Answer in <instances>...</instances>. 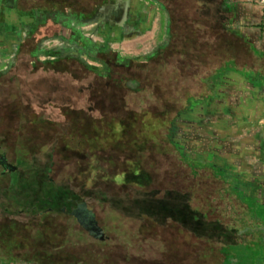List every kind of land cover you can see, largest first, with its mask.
I'll return each mask as SVG.
<instances>
[{"label":"rangeland","instance_id":"374dc122","mask_svg":"<svg viewBox=\"0 0 264 264\" xmlns=\"http://www.w3.org/2000/svg\"><path fill=\"white\" fill-rule=\"evenodd\" d=\"M34 2L42 6L41 0ZM35 4L33 0H19L23 11ZM166 5L170 9L168 0ZM172 6L174 12L181 9ZM182 12L189 24H171L168 43L162 50L154 49L145 55H136L121 44L115 45L113 51L97 34L93 35L96 43L91 46L93 52L87 54L74 44L69 32L52 24H45L29 38L28 24L18 30L11 29V18L0 13V154H6L8 162L17 167L6 174L0 168V254L5 258L37 260L43 264L212 262L211 258H204L205 251L209 245L217 248L218 241L223 240L221 237L229 233L209 227L199 214L193 216L189 205L191 193L186 192H192L191 183L201 179L192 181L190 170L180 162L174 145L193 148L196 141H188L192 137L184 127L175 131L174 125L179 126V118L186 115L176 114L184 95L199 99L205 92L194 76L209 73L208 59L234 56L239 65L248 66L255 60L238 38L222 33L221 24H192L191 18L198 19L200 14ZM4 15L10 17L9 13ZM209 16L214 22L222 20L216 7ZM66 47L72 49H63ZM100 50L115 52L117 64L125 67L127 60L154 57L124 73L128 81V106L134 112H151L163 121L171 115L175 120L170 129L154 125L147 128L143 124L145 119L136 121L133 114L127 115L122 121V133L111 137L109 145L106 141L110 139V118L91 111L88 89L82 97L72 95L66 103L62 94L60 103L27 104L20 100L19 92H30L32 80L37 82L50 75L48 70L53 68L50 64L56 63L54 67L68 78V83L78 84L82 75L80 65L63 62V58H75L88 67L108 72L106 64L92 57L96 55L104 61L106 54L94 53ZM138 88L144 90L132 94ZM209 116L211 120L213 115ZM201 136L207 144V136L202 133ZM129 161L140 162L136 171H140L141 178H147L146 185L117 179L131 170ZM185 162L194 173L202 167L197 160L185 159ZM17 175L40 176L58 187L68 185L79 200L70 198L69 204L60 209L34 204L16 208L9 197ZM201 176L206 179L205 173ZM83 202L96 213L106 234L105 241L92 238L72 216ZM136 203L142 209H133L130 218L127 209ZM245 230L254 232L261 228L246 226ZM229 239L232 242L234 237ZM87 245L91 248L85 249ZM224 251L235 255L242 264H254L257 254L264 255V247L251 244L229 245Z\"/></svg>","mask_w":264,"mask_h":264},{"label":"crops","instance_id":"0c3cea01","mask_svg":"<svg viewBox=\"0 0 264 264\" xmlns=\"http://www.w3.org/2000/svg\"><path fill=\"white\" fill-rule=\"evenodd\" d=\"M166 1L41 0L42 6L35 4L23 11L16 0L13 4L15 19L9 24H16L11 27L14 30L28 24L29 38L45 24L69 33L77 32L90 44L95 43L93 35L97 34L103 43L111 45V50L121 44L136 55H145L154 49L162 50L168 43L170 25L189 24L188 17L183 18L181 13L193 11L200 15L198 19L191 18L192 24H221L222 33L233 35L251 50L253 65L231 68V72L221 78L214 101L197 107L181 125L187 132L193 125L192 129L207 136L206 142L217 149L209 157L218 165L216 171H207L209 175L224 174L229 180L219 178L222 181H219V189L198 199L192 192H186L191 193L190 206L201 213L209 227L229 233L221 237L224 241H218L217 248L209 245L211 249L205 251L204 258H211L209 264H242L235 255L226 253L224 247L240 244L264 247V98L258 96L259 92H264V88L258 86V76L264 71L261 67L264 66V5L260 0H168L171 7H181L174 12L171 7L167 10ZM123 3H126L125 10L120 8ZM215 7L221 21L214 22L209 16ZM7 10L0 6L3 16L9 13ZM173 13L176 15L172 16ZM209 115H213L211 120ZM199 145L194 144L193 152L204 153L203 147L197 148ZM233 188L240 195L234 193ZM246 226L261 230L246 231ZM230 236L234 237L232 242ZM254 262L264 264V255L257 254ZM0 264L43 263L5 258L0 254Z\"/></svg>","mask_w":264,"mask_h":264},{"label":"trees","instance_id":"16d2710c","mask_svg":"<svg viewBox=\"0 0 264 264\" xmlns=\"http://www.w3.org/2000/svg\"><path fill=\"white\" fill-rule=\"evenodd\" d=\"M22 47V46H21ZM24 47V45H23ZM250 50V49H249ZM251 51V50H250ZM109 53V54H108ZM99 54H106V59L104 61L100 60L98 56H93V59L96 61H100L107 65L108 72L105 73L101 72L100 70L92 67H88L83 63L82 61L75 59V58H63L61 61L68 62L70 64L78 63L82 69V75L78 79V84H71L67 82V77L63 74H59V70H56V63L50 64L49 66L53 67L51 70H48L50 72V75H47L45 77L40 78L38 82V85H36L37 82H30L32 85H29L31 87L30 92H19L20 100L27 103V104H49V103H60V95L62 94L63 97L62 100L65 102H68L70 97L74 95V98L82 97V93H84L88 89V99L91 104L92 112H97L99 114H106L109 120V137L110 139L106 142L110 143L111 137L113 136L117 137L119 136L121 132L122 121L124 118L128 115L133 114L135 117V120L137 121V118L145 119L143 124L146 125L147 128L151 126H156L158 128H171L173 121L170 116H165L163 119H158L154 116L153 113L144 111V112H134L131 109H129L128 106V87L126 85L127 77L124 76V73L132 71V66H143L147 62H150L154 59V57L150 56L144 59H132L131 63L125 67V66H119L117 64V56L115 52L108 51V50H100ZM161 55V53H160ZM30 56L36 60L34 57V53H31ZM208 71L206 75L202 76H194L198 82L203 85L205 92L202 93V97L197 99L191 95H184L182 97V103L181 107L179 108L180 111L176 114L177 116L180 114L185 113V117L179 118L181 120V123L179 126L175 124L174 129L175 131L178 130L183 122L186 121L187 116H192L193 111L197 109V107L207 104L208 101L213 102L214 98L216 97V90L220 82L222 81V77L230 71L231 68H236L239 65V61L234 56H229L227 58L222 57H213L211 59H208ZM43 66V63H41ZM212 65V66H211ZM247 65V64H245ZM243 66V65H242ZM264 67V66H261ZM264 69V68H263ZM231 72V71H230ZM121 73V74H120ZM258 86L259 88H264V71L259 74L258 76ZM66 79V80H65ZM248 79V78H247ZM88 80V81H86ZM134 82H138V80H134ZM254 86V84H253ZM256 88V87H255ZM84 89V90H82ZM144 89L138 88L136 91L132 90V94H138L141 93ZM203 94L205 96H203ZM260 94V92H259ZM41 96V99L39 98ZM260 96V95H258ZM17 98V97H16ZM264 98V97H263ZM65 102V103H66ZM141 116V117H140ZM157 118V119H156ZM177 118V117H176ZM168 126V127H167ZM193 126V125H192ZM192 126L190 125L188 131L186 132L191 135V139L189 138V142L196 141L194 144H200L197 148L203 147L202 152L204 153H195L193 152L194 147L191 148V146L186 145H174L176 152L179 154V160L182 164L186 165L190 170V177L193 179L192 181H195L196 179L200 180L201 182H192L191 188L192 192L194 191L195 197L200 198L201 195L207 194L208 192H214L217 189H219V181L222 182L219 178L224 179L225 181L229 182L227 180L226 176L224 174L218 175V172H214V174L209 175L207 169H211L216 171L215 169L218 167L214 159H210L209 155L217 152L216 147L213 146V144H210L207 142V144L204 145L203 140L201 138V132L198 130L192 129ZM185 133V134H187ZM201 139V140H200ZM202 141V142H201ZM1 147V146H0ZM196 148V147H195ZM185 159H191V160H197L202 164L201 169L196 170V173L194 169L190 167L188 163L185 162ZM24 163V162H23ZM130 164H132L131 170L122 173V176H117L118 180L121 178H125L126 180L129 179L128 182L132 181L135 184H138L139 186L146 185L145 183L148 182L147 178H141V174H139L140 171L138 170V164H133L129 161ZM131 171V172H130ZM202 173V174H201ZM206 174V179H203L201 175ZM131 182V183H132ZM24 184V185H23ZM221 187V185H220ZM40 188V190H39ZM38 190V192H37ZM233 190H235L233 188ZM144 193L151 194L154 193V191H144ZM12 194V195H11ZM40 194V195H38ZM197 195V196H196ZM14 196V197H12ZM11 203L16 207L20 208L25 205L34 206L42 208L43 206H53L57 209H60L62 206L69 204L68 200L70 198L79 200V197L74 194L69 188L68 185L65 186H56L52 184L51 182H48L47 180L41 178L40 176H34V177H26L22 175H17L15 179L13 180V184L10 188V197ZM34 200V201H32ZM32 201V202H30ZM200 203V202H199ZM34 204V205H33ZM137 205V206H136ZM133 204L131 208L127 209L128 217L132 218V211L133 209L137 210L139 207V210H141V206H139V203ZM190 205V203H189ZM136 206V207H134ZM191 207V206H190ZM192 209V208H191ZM194 213V218H196V215H201V213L197 212L195 209H192ZM124 213V212H123ZM145 213V212H144ZM202 216V215H201ZM67 243V242H66ZM65 243V245H66ZM64 245V244H63ZM72 246V245H71ZM65 247V246H63ZM75 247H81L75 245ZM85 249L88 247L91 248V245L84 246ZM90 251V250H89ZM88 251V253H90ZM92 252V251H91ZM37 261V260H36ZM97 263V262H96Z\"/></svg>","mask_w":264,"mask_h":264},{"label":"water","instance_id":"95a60500","mask_svg":"<svg viewBox=\"0 0 264 264\" xmlns=\"http://www.w3.org/2000/svg\"><path fill=\"white\" fill-rule=\"evenodd\" d=\"M125 6L126 3H123L120 8L125 10ZM0 157L5 159L4 162H2V164L5 165V169L10 170L11 172L16 171L17 167L8 163L6 154H1ZM72 216L77 220L83 230L86 231L92 238L98 241H105L106 234L100 226L96 213L89 209L87 203L83 202L79 204L72 212Z\"/></svg>","mask_w":264,"mask_h":264},{"label":"flooded vegetation","instance_id":"af4514ba","mask_svg":"<svg viewBox=\"0 0 264 264\" xmlns=\"http://www.w3.org/2000/svg\"><path fill=\"white\" fill-rule=\"evenodd\" d=\"M3 0H1L0 1V6L2 5V6H4V8L7 10V11H9V14H10V17H7V15H5V17L6 18H11V20H14L15 19V15L16 14H14L13 13V11H14V2L16 1V0H4L3 2H2ZM6 14H8V12L6 13ZM16 24H14L13 26L14 27H16L15 26ZM21 25V24H20ZM12 26V27H13ZM16 30H18V28L16 29ZM77 33V32H76ZM75 32H70V37H71V39L72 40H74V42H76V43H79L78 44V47H80L82 50H83V52L85 51L87 54L89 53V54H92V44H90L89 42H88V40H86V39H83V38H81V37H79L80 35H79V33H77L76 34ZM79 41H81V42H79ZM94 53H96V54H98L99 52H97V51H94ZM94 56H96V55H94ZM127 63L128 64H126V66H128L131 62H129V60H127ZM258 95H260V96H262V97H264V92L263 93H260V94H258ZM1 155V154H0ZM7 157V156H6ZM4 160L5 159H2L1 157H0V168H2L3 169V171L4 172H2L3 174H6V173H8V172H11L10 170H8V169H5V165H3L2 164V162H4ZM8 161V160H7ZM9 163V162H8ZM10 164V163H9ZM12 165V164H11ZM78 207V206H77Z\"/></svg>","mask_w":264,"mask_h":264},{"label":"built area","instance_id":"2783aa9c","mask_svg":"<svg viewBox=\"0 0 264 264\" xmlns=\"http://www.w3.org/2000/svg\"><path fill=\"white\" fill-rule=\"evenodd\" d=\"M260 2L264 5V0H260Z\"/></svg>","mask_w":264,"mask_h":264}]
</instances>
